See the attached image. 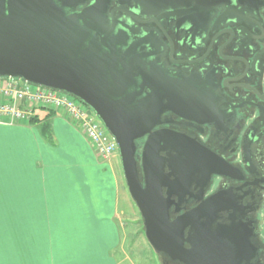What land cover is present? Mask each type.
<instances>
[{"label": "water", "instance_id": "water-1", "mask_svg": "<svg viewBox=\"0 0 264 264\" xmlns=\"http://www.w3.org/2000/svg\"><path fill=\"white\" fill-rule=\"evenodd\" d=\"M210 1L0 0V79L65 94L95 115L117 147L129 198L156 256L172 264H254L250 224L229 214L220 195L202 198L223 163L189 137L157 130L165 113L209 120L207 82L168 69L154 34L116 15L143 23L137 18L162 14L157 23L173 18L181 25L207 18ZM187 199L199 204L186 210Z\"/></svg>", "mask_w": 264, "mask_h": 264}, {"label": "crops", "instance_id": "crops-1", "mask_svg": "<svg viewBox=\"0 0 264 264\" xmlns=\"http://www.w3.org/2000/svg\"><path fill=\"white\" fill-rule=\"evenodd\" d=\"M115 157L100 160L62 111L0 122V264L131 262Z\"/></svg>", "mask_w": 264, "mask_h": 264}, {"label": "flooded vegetation", "instance_id": "flooded-vegetation-1", "mask_svg": "<svg viewBox=\"0 0 264 264\" xmlns=\"http://www.w3.org/2000/svg\"><path fill=\"white\" fill-rule=\"evenodd\" d=\"M209 3L207 18L200 16L181 25L173 18L157 23L162 14L138 17L143 23L121 12L116 15L154 34L163 46L159 58L168 69L207 82L209 120L189 122L165 113L157 130L185 135L223 163L222 174L209 176L202 198L220 195L221 202L232 209L229 214L250 224L257 250L254 264H264V0ZM195 187L193 196L198 193ZM198 204L187 199L183 208ZM170 216H176L173 209Z\"/></svg>", "mask_w": 264, "mask_h": 264}, {"label": "built area", "instance_id": "built-area-1", "mask_svg": "<svg viewBox=\"0 0 264 264\" xmlns=\"http://www.w3.org/2000/svg\"><path fill=\"white\" fill-rule=\"evenodd\" d=\"M35 108L62 111L84 135L96 156L108 161L117 147L95 115L79 101L22 81L0 79V122L25 124Z\"/></svg>", "mask_w": 264, "mask_h": 264}, {"label": "rangeland", "instance_id": "rangeland-1", "mask_svg": "<svg viewBox=\"0 0 264 264\" xmlns=\"http://www.w3.org/2000/svg\"><path fill=\"white\" fill-rule=\"evenodd\" d=\"M115 157V156H114ZM119 164L121 190L119 194L120 209L123 211L122 218L125 222L129 236L133 237V242L126 245L127 254L130 261L126 264H166L164 260L156 256L149 247L143 233L140 216L131 202L121 171L118 155L115 157Z\"/></svg>", "mask_w": 264, "mask_h": 264}]
</instances>
